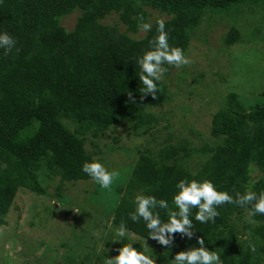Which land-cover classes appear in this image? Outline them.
I'll return each instance as SVG.
<instances>
[{
	"label": "trees",
	"instance_id": "obj_1",
	"mask_svg": "<svg viewBox=\"0 0 264 264\" xmlns=\"http://www.w3.org/2000/svg\"><path fill=\"white\" fill-rule=\"evenodd\" d=\"M233 11L248 23L250 19L241 16L250 13L264 28V0H0V32L16 40L9 53L0 48V228L8 224L20 191L46 195L40 181L45 171L49 179L59 180V199H65L63 189L69 183H96L81 166L95 158L111 169L105 160L115 149L106 144L107 151H100L97 141L118 126L128 125L138 138L148 135V146H156L153 130L162 121L157 111L169 102L170 86L162 80L155 98L141 93L136 63L157 34L156 21H164L168 43L186 55L204 18L227 20L222 19L227 15L230 22L237 13ZM76 14V24L68 31L62 20ZM112 15L125 31L119 24L103 23ZM142 22L151 23L152 30L133 38ZM241 37L232 27L225 43L237 45ZM259 96L261 103L247 109L237 92H228L211 118L205 143L181 139L172 144L169 137L156 151L136 148V165L116 189L120 199L109 218L115 227L125 221L142 238L133 246L142 250L145 241L155 264H171L177 253L198 247L197 238H204L223 264H264V215L257 214L250 223L246 209L234 204L219 206L215 223L193 220L196 232L191 239L174 233L171 248L147 237L142 220L133 223L128 218L137 193L165 199L174 207L175 184L185 178L210 179L230 194L264 191V91ZM88 144L98 151L89 150ZM158 211L166 221L165 210Z\"/></svg>",
	"mask_w": 264,
	"mask_h": 264
},
{
	"label": "rangeland",
	"instance_id": "obj_2",
	"mask_svg": "<svg viewBox=\"0 0 264 264\" xmlns=\"http://www.w3.org/2000/svg\"><path fill=\"white\" fill-rule=\"evenodd\" d=\"M233 12L237 13L230 22L227 15L222 16L227 20L204 18L186 54L191 63L180 68L169 65L162 80L170 86V100L160 112L157 111L162 121L153 130L158 141L156 146L153 143L148 146L150 137H136L126 124L97 141L100 151H107L106 144L115 149L105 160L110 170L119 172L110 189H101L98 183L91 181L69 183L63 189L65 199H59L55 195L59 180L49 179L45 171L40 181L46 188V195L18 193L7 217L8 224L0 228V264H105L104 257H115L116 249L120 248L111 245L113 241L110 242L108 233L113 236L115 226L107 221L120 199L116 189L125 184L136 165V148L144 145L156 151L169 137L172 144H178L181 139L190 142L195 139L197 145L205 143L210 136L211 118L231 90L237 92L247 109L261 103L264 28L250 13L241 16L250 19L248 23L240 20L238 11ZM77 17L76 14L64 18L62 25L71 31ZM153 19L154 16H150L151 22ZM103 23L119 24L122 32L126 30L116 15ZM232 27L240 30L242 41L227 46L225 37ZM145 34L140 30L131 36L143 38ZM88 149L98 151L89 144ZM96 222L102 226H97ZM137 237L142 239L136 235L128 239L136 240ZM89 254L92 257L87 261Z\"/></svg>",
	"mask_w": 264,
	"mask_h": 264
},
{
	"label": "clouds",
	"instance_id": "obj_3",
	"mask_svg": "<svg viewBox=\"0 0 264 264\" xmlns=\"http://www.w3.org/2000/svg\"><path fill=\"white\" fill-rule=\"evenodd\" d=\"M143 21V17H138ZM156 35L149 41V47L142 55L136 58L139 66V81L143 85L141 93L151 94L153 98L159 90V85L167 72L165 64L175 68L191 63L188 56L179 47H173L168 43V33L162 19L156 21ZM143 32L152 30L151 23L142 22L138 25ZM16 40L6 32H0V48L7 54L14 48ZM131 95V94H129ZM143 99V97H141ZM82 172L98 183L101 189H110L113 181L119 176L116 170L107 169L99 160L93 158L85 161L81 166ZM176 191L172 196V205L165 199H157L153 195L137 193L133 197L134 211L128 213V218L133 223L144 222L148 230V236L162 246H174V233L181 234V238L191 239L196 231L193 230V220L201 223H215L220 215L219 206L234 204L246 209L249 222H254L253 217L257 214L264 215V191L259 193L251 189L241 192L229 193L222 191L210 179H181L175 184ZM165 210L167 220L161 219V212ZM195 209V211H193ZM111 223V219L107 221ZM135 235L127 227L125 221L113 229L112 240L123 242L113 258H105V264H155V256L148 252L144 241L141 250L133 245L137 242L128 239ZM197 246L188 247L177 253L171 264H223V260L216 251H210L206 247L204 238H197ZM249 249L255 252V245L249 242Z\"/></svg>",
	"mask_w": 264,
	"mask_h": 264
}]
</instances>
